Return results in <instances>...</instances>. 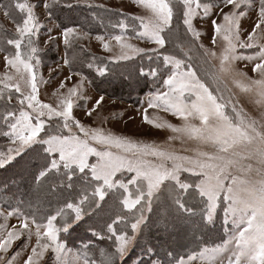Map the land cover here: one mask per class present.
Masks as SVG:
<instances>
[{
  "label": "snow or ice",
  "instance_id": "6c2138e0",
  "mask_svg": "<svg viewBox=\"0 0 264 264\" xmlns=\"http://www.w3.org/2000/svg\"><path fill=\"white\" fill-rule=\"evenodd\" d=\"M60 2L41 0L49 17ZM135 3L146 12L131 18L139 21L138 27L121 20L113 25L121 29L120 34L98 35L96 39L105 52L113 53L109 59L115 63L147 56L149 66L147 70L141 66L138 75L158 79L163 85L149 96L148 108L169 113L179 121L153 118L144 110L146 124L169 131L164 144L134 140L77 119L74 109L81 99H87L82 91L86 78L67 87V80L72 79L67 77L53 94L56 99L43 102L39 88L43 77H37L41 65L37 41L42 27L35 11L38 5L29 0L0 3L3 16L15 24L14 36L5 42L14 51L0 48L5 53V72L0 77V136L10 145L0 151V170L19 168L13 177L0 180V195L11 194L15 199L16 178L22 180L25 174L32 177L34 185L33 195L25 199L27 194H22L15 207H0V264H15L20 252L10 254V249L21 240V250L30 249L23 264H47L48 253L56 264H72L66 259L60 234H70L86 218L99 215L109 199H117L125 213L110 217L111 222L104 225L114 251L102 254L101 264H125L153 215L168 237L161 239V246L167 245V264H264V0H258L256 22L244 39V9L252 7L255 0ZM177 13L193 44L201 37L194 21L211 22L212 47L201 43L198 49L215 69L210 73L214 88L198 76L191 63L166 54L167 33L172 31ZM129 29L135 39L146 40L153 47H136L125 35ZM62 38L71 48L89 36L76 27H65ZM251 48L258 53L244 56L238 51ZM184 55L191 60L187 52ZM240 61L252 62L254 77L248 75V65L238 67ZM87 67L91 69L93 64ZM95 71L105 76L109 68L101 61ZM241 96L258 106V117L248 114ZM103 100V96L97 99L85 114L91 117ZM176 142L181 145L179 151L173 147ZM218 211L223 213L227 239L187 256L174 253L172 246L179 239L177 224L195 232L215 227ZM11 217L18 223L9 225ZM92 234L105 238L95 231ZM156 247L151 241L146 243L143 251L148 259L141 258L138 264H165L152 259L158 256ZM83 264L96 261L85 256Z\"/></svg>",
  "mask_w": 264,
  "mask_h": 264
},
{
  "label": "rangeland",
  "instance_id": "374dc122",
  "mask_svg": "<svg viewBox=\"0 0 264 264\" xmlns=\"http://www.w3.org/2000/svg\"><path fill=\"white\" fill-rule=\"evenodd\" d=\"M5 1L6 0H0V3H4ZM29 2L38 5L35 11L39 17V22L42 25L39 30V38L37 41L39 57L41 60V65L37 69V77L38 80L41 76L43 77V80L39 82L40 99L45 103L54 101L56 97L53 94L59 88L61 81H65L67 77L71 76L72 79L67 80L66 86L72 87L74 84L80 81L82 77L86 78L83 74H81V72H79L77 68L83 69L88 63L95 65V61L98 63L103 61V64L107 65L109 68V72L107 74L112 81L118 77H123V84H125L127 87L129 86V88L126 90L143 91L144 87L148 88L146 89V92L143 93L138 103H130L126 100H121L119 98L107 96L97 92L86 78L84 79L82 91L87 99H81L78 102L79 106L74 109V115L76 118L88 126L104 127L105 129L111 130L118 135L128 136L134 140H139L146 143L164 144L167 141L168 135L170 134L169 131L157 129L146 124L143 120L144 110L147 109L148 115L153 118L159 117L160 119H166L172 123H179V121L169 113L162 112L158 109L148 108L149 96L158 90H162L163 85L158 79L154 80L151 77H141L138 75V70L141 66H143L145 70H147L149 66L147 56H136L131 61H120L119 63H115L109 59L113 53L105 52L103 50L102 43L96 39L98 35L93 36L92 34L88 33V39L81 40L76 44L80 50L88 52L94 59H88L86 61L81 60V62L79 60L77 61L78 56L72 57V54L76 53V51L69 50L71 48L66 47L63 43L62 32L64 29L60 28L57 22L49 17L48 10L43 7L41 0H29ZM45 2H47V0H45ZM213 2L218 3L219 0H213ZM74 3L82 4L84 6L91 5L92 7H98L101 9V13H114L115 19L110 22H113V25H116L118 21L124 20L126 23L134 24L138 27L139 21H132L131 18L146 15L145 10L138 7L135 3V0H74ZM244 10L246 11L247 15L241 20L242 28L244 30V36L242 39L246 38L247 32L251 31V27L256 22V17L258 14V0H255V3L252 7ZM106 14L103 15H105L107 18ZM200 14L202 15V10H200ZM113 25L109 30L107 29L105 33L100 36L108 38L112 35L120 34L121 29L118 27H113ZM194 25L196 29L201 32L200 40L195 44L191 43V41L185 36L184 28L179 18V13H177V16L173 20L172 31L167 33L169 42L167 44L166 54H174L177 58L184 59L186 63H191L196 69L198 76H200L202 79H207V82L214 88L216 85L211 80L210 73L215 71V69L212 67L210 62L206 63V59L202 54L203 50L198 49V44L201 43L205 48L212 47L211 22L210 20L197 18L194 21ZM78 29L80 32H87L81 28ZM14 33L15 24L10 19L5 18L3 16L2 10H0V48L6 47L8 52L14 51L11 46H7L5 43L8 38H12L14 36ZM125 35L131 38L130 42L136 47H153V45L146 40L135 39V33L131 29H129ZM49 36L53 37L54 39L49 40ZM34 39L36 38L34 37ZM111 43L113 46H115L114 41ZM181 48L183 51H181ZM238 51L244 56H252L258 53V49L256 48L239 49ZM116 52H118V47L116 48ZM184 52H187L188 56H191L190 61L184 55ZM4 55L5 53L0 51V77H2L5 72V64L3 60ZM65 59L69 60V64L66 65L64 63ZM245 65H248V75L254 77L255 73L251 72L250 70L252 62H238V67L240 68H243ZM152 66L155 67V64ZM94 67H96V65ZM167 74V70H165V77ZM111 75L114 77H111ZM101 96L104 97V100L102 105L97 109V112L91 117L86 115L85 113ZM239 98L249 115L256 117L260 115L257 105H254L251 101L243 96ZM6 140L7 138L4 137L3 143H6V146L8 145L9 147V141ZM173 147L179 151L181 145L179 142H176ZM17 171H19V168H13L12 174L14 175V173ZM24 177L31 176L26 174ZM13 192H15V189H13ZM110 200L112 201L113 199L108 200L106 203L107 205L105 204L104 206V210L108 209V212L112 211V213H116V215L125 213V210L121 205H119L118 208L115 203H112ZM115 201L119 203L117 199H115ZM18 203L19 201L11 198V194L8 196L0 195V207H4L5 210H10L9 205L15 207ZM222 218V211H218V220L215 227L205 228L198 232H195L194 228H185L184 225L177 224L179 239L178 242L172 246L174 253L180 256H187L193 251L198 252L200 248L204 247L205 245L211 247L215 244L221 243L224 239H227L228 234L222 224ZM17 223L18 221L15 217H11L8 220L9 225ZM227 227L231 229L232 225L229 224ZM157 231L162 230H160L157 217L153 215L152 223L150 224L149 228L144 230L143 236L139 238L137 246L130 252L125 262H129V257L133 255L134 251V257L131 258V261L128 264H138V261L141 258L147 260L148 257L144 254L142 248H144L146 243L151 241V238L153 237L155 238L153 242L156 241V243L153 244L157 246L156 252L158 256H154L152 258H159L160 260L165 261V264H167L168 258L164 255L167 245L165 244L162 247L161 239L166 240L168 237L164 232H159L162 236L155 235L157 234ZM63 234L67 233L62 232L60 234V239L65 244L66 259L72 261V264H83L85 256L89 260H95L96 264H101V261L105 258V255H111V253L114 251V248H111V246H114V244H112L113 241L111 242L107 237L102 239L104 241L103 247L100 245L98 248L90 252V248H88L89 246H92L90 242H76L75 240L77 239V234L74 235L71 232L70 234H67L70 236V238H72V240L69 239V244L73 245L71 246L68 245V243L66 244L65 238H62ZM163 234L165 235L163 236ZM92 238H98V236ZM98 239L99 242H101V239ZM34 242L35 241L33 240L32 243L34 244ZM23 243V240L17 241L13 245V248L10 249V254H14L16 251L20 252L15 264H23V260L26 259V256L29 254V248L25 247L23 250H21V245ZM49 257H51V259ZM45 260L47 261V264H56L55 257L51 253L46 254Z\"/></svg>",
  "mask_w": 264,
  "mask_h": 264
},
{
  "label": "trees",
  "instance_id": "16d2710c",
  "mask_svg": "<svg viewBox=\"0 0 264 264\" xmlns=\"http://www.w3.org/2000/svg\"><path fill=\"white\" fill-rule=\"evenodd\" d=\"M67 4H71L72 7L65 6ZM101 12H102L101 9L98 7L76 4L74 3V0H61L60 4L52 9L51 18L55 22H57L58 26L62 29H64L65 27L81 28L83 30H86L87 33H90L94 36V35H102L105 33L107 29L109 30L110 27L113 25V22L112 23L110 22L113 21V19H115L114 13L106 14V13H101ZM111 12H114V11H111ZM103 14H106L108 19ZM69 50L76 51V53L72 54V57L78 56L77 61L79 60L81 62V60L86 61L88 59H94L88 52L80 50V48L78 47L76 43ZM97 64L99 63L95 61V65ZM87 65L83 69L81 68H77V69L79 70V72H81V74H83L88 79L92 87L101 94L119 98L121 100H126L130 103H138L143 93H145L146 89L148 88V87H144L143 91H139V90L128 91L126 89H128L129 86L127 87L125 86V84H123L124 82L123 77H118L112 81L110 77L108 76V74L105 76H99L95 71V67H94L95 65H93V68L91 69L88 68ZM111 77H114V76L111 75ZM3 138H4L3 136H0V151L6 150L8 147V145L6 146V143H3ZM12 172H13V168L9 169L8 171L0 170V180L13 177ZM16 179L19 184L18 188H14L15 194H16L15 199L17 201L20 200V197L22 194H27L25 196V199H27L28 196L33 195L34 185L32 182V177H24L22 180L19 177H17ZM111 202L115 203V205L119 208L120 204L117 201H115V199H113ZM44 207L47 208L49 206L45 205ZM107 210L108 209L103 210L102 212L99 213V215L94 216L93 219L91 220H88L86 218L85 222H83L79 227H77L74 231H72V234L74 235L77 234V237H76L77 239L75 240L76 242L78 243L90 242L92 244V246L88 247L90 248V252L98 248L100 245L102 247L104 245L103 243L104 241L102 239H101V242H99L98 238H92L96 236V235L92 236L93 231L100 233L101 235H104V237H107L108 234L106 233V229H104V225L106 222H111V219H115L116 213H112V211L108 212ZM159 232H163V231H157V234L155 235L162 236L160 235L161 233ZM74 235H71V236H74ZM164 235L165 234H163V236ZM62 238H65L66 244L68 243V245H71L69 244V239L72 240V238H70L69 235L63 234ZM154 239L155 238L153 237L151 238L152 244L156 243V241L153 242ZM110 241L112 242V240ZM111 248H114V246H111ZM143 249L144 248H142V250ZM134 254H135V251L133 252V255L129 257L130 259L129 262L131 261V258L134 257ZM152 259H156V258H152ZM90 260H93V259H90ZM129 262L127 261L125 262V264H128Z\"/></svg>",
  "mask_w": 264,
  "mask_h": 264
}]
</instances>
